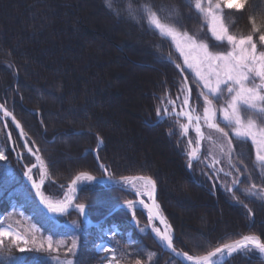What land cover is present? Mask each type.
Instances as JSON below:
<instances>
[{"label":"trees","instance_id":"1","mask_svg":"<svg viewBox=\"0 0 264 264\" xmlns=\"http://www.w3.org/2000/svg\"><path fill=\"white\" fill-rule=\"evenodd\" d=\"M126 3L118 0L120 6ZM182 12L185 30L209 36L201 16L186 6ZM250 16L257 23L264 22V0H249L243 13H231L228 19L234 24L230 30L246 34L251 27ZM101 21L109 24L104 32L111 41L108 45L97 41V32L88 27L102 29L105 26ZM116 40L120 42L116 48L136 58L132 67L142 72L132 73L123 57H111ZM130 47H139L141 53ZM169 53L175 61L178 54L173 46L151 31L146 20L119 18L106 7L105 0H0V102L7 101L27 132L29 143L35 141L33 147L41 149L49 164L50 178L43 189L46 195L61 198V185L67 186L81 171L98 179L102 176L92 154L99 146V137L103 141L99 156L117 179L143 175L156 181V202L171 226L178 251L203 255L241 234L254 232L264 237V201L237 192L253 210L254 215L249 216L243 204L234 201L219 182L213 188V181L201 174L202 165H194L191 170L187 167L185 140L178 134L175 118L158 122L159 97L167 93L175 99L177 94V70L166 59ZM151 63L155 65L153 71L147 69ZM197 110L202 111L199 107ZM7 124L14 150L7 141V159L0 161V214L7 215L12 207L23 205L21 210L32 215L31 222L41 228L42 235L49 234L51 225L46 221H55L54 240H70L72 232L64 224L76 221L77 249L70 258L79 264L101 263L104 255L96 251L94 243L100 240L102 228L112 227L122 234L116 237L121 245L128 238L134 241L129 250H140L145 256L155 252L152 264H181L162 249L148 229L144 234L137 230L132 215L118 208L134 197L110 184L93 182L78 192L77 202L86 204L87 218L97 226L84 223L76 212L46 216L34 198H26L29 188L23 181L18 153L24 155V163H34V159L21 147L10 120ZM194 135L190 130L189 136ZM5 144L0 116V148ZM233 148L243 154L252 169L251 145L234 139ZM221 166L228 170L226 163ZM5 168L11 172L5 173ZM33 175L38 178L36 169ZM225 179L230 181L231 177ZM252 182L264 183L258 170L253 172ZM245 187L247 181L240 185ZM135 220L138 225H147L140 210H135ZM11 254L18 258V264H54L47 253L34 249H13ZM223 264H264V259L253 250L234 254Z\"/></svg>","mask_w":264,"mask_h":264},{"label":"snow or ice","instance_id":"2","mask_svg":"<svg viewBox=\"0 0 264 264\" xmlns=\"http://www.w3.org/2000/svg\"><path fill=\"white\" fill-rule=\"evenodd\" d=\"M248 3L249 0H176V3L171 0L167 3L127 0L125 5L120 6L118 0H105L106 7L117 17L135 22L146 20L151 31L174 45L179 55L174 61L169 53L166 59L177 70L178 80L174 85L177 87V94L175 99L167 93L159 97L161 103L156 109L158 122L175 118L178 134L185 140L187 167L191 170L194 165H202L201 174L213 181V188L219 182L224 191L234 201L243 204L249 216H253V210L236 193L241 192L246 198L257 197L264 201V183L258 185L252 182L253 172L257 170L260 179L264 181V22L257 23L256 18L250 16L251 27L245 34L230 30L234 21L228 19L231 13H243ZM185 6L204 18L210 36L205 34L200 37L185 30L182 23V8ZM225 10L231 12L226 13ZM198 107L202 111H198ZM0 115L4 118L5 129L8 128L7 121L11 120L24 141L21 147L35 158V163H24V155L18 153L25 169L23 175L31 185L26 198L38 199L52 216L70 215L74 210L87 222L86 204L77 202L78 192H83L93 182L102 183L106 179L108 183L119 185L121 191H130L138 198L126 199L122 205L131 210L133 218L138 205L148 209L149 224L140 228V232H145L151 226L152 232L172 253L191 264H219L217 258L253 250L264 255V237L254 232L241 234L239 238L222 243L203 255H189L188 252L178 251L174 246L171 226L167 224L155 199L156 181L151 176L143 175L122 176L117 179L110 171V165L101 160L99 146L96 150V159L102 170L99 179L89 172L81 171L67 186L61 185L64 189L61 198L46 195L43 189L46 180L50 178V172L41 149L33 147L35 141L29 143L27 132L14 112L7 107V101L0 102ZM190 130L195 133L192 137L189 136ZM5 135L6 144L5 148H0V161L7 159V141L12 140L10 131ZM234 139L250 140L255 147L252 169H249L243 154L237 153L233 148ZM98 140L102 145V139L98 137ZM205 142L208 147H205ZM225 163L227 171L221 166ZM33 169H37L38 178L34 177ZM3 171L6 173L7 169ZM227 177H231V180H226ZM245 181L248 182V187L240 188ZM144 197L151 201L150 206ZM157 218L165 225L163 231L152 225L153 219ZM32 219V215H25V211L17 207H13L7 215L0 214V257L5 258L0 259V264H5V261L6 264H18V258L11 254L13 249L19 252L33 249L45 252L54 264H79L78 260L70 258L76 255V238L54 240L53 237L57 234L56 223L51 219L46 221L51 225L47 229L48 235H42L41 228L35 223L27 228L22 226V221ZM71 228L73 231L78 229L76 221L71 222ZM117 236L122 234L115 227L107 231L101 229V243L95 246L97 252L106 254L101 264H152L155 252L145 256L140 250H129L134 241L129 239L121 245L116 240Z\"/></svg>","mask_w":264,"mask_h":264},{"label":"rangeland","instance_id":"3","mask_svg":"<svg viewBox=\"0 0 264 264\" xmlns=\"http://www.w3.org/2000/svg\"><path fill=\"white\" fill-rule=\"evenodd\" d=\"M203 18V17H202ZM203 20H204V18H203ZM102 22V21H101ZM204 22H205V25H206V21L204 20ZM101 25H103V22L101 23ZM103 26H105L104 28L102 27V29H100V28H95V27H91V26H88L89 27V29L91 30V31H96L97 32V41H99V42H104L106 45H108V44H110V40H108L106 37H105V30H108V26H109V24L108 25H103ZM107 27V28H106ZM206 28H207V26H206ZM93 29V30H92ZM208 32V31H207ZM208 35L210 36L211 34H210V32H208ZM104 37L107 39V41L104 39ZM108 42V43H106V42ZM169 41V40H168ZM170 42V41H169ZM98 43V42H97ZM112 43H114V48L116 49L115 51H114V53H113V51L111 52V57H113L114 56V54H116L117 56H115L116 58L117 57H119V58H121V57H123L124 59H125V61L127 62V67L129 68V70H131L132 71V73H138L140 70H139V67L137 68V67H132L133 65H135L136 64V58H134L133 56H131L126 50H122L121 48L118 50L116 47H117V45L119 46V44H120V42H119V40L117 41H115V42H112ZM133 43H135V42H133ZM137 44V42L134 44V45H136ZM173 46V48H174V45H172ZM113 48V49H114ZM112 50V49H111ZM174 50H175V48H174ZM116 51H117V53H116ZM177 54L179 55V53L177 52ZM133 62V63H132ZM135 63V64H134ZM138 64V63H137ZM129 65H131V66H129ZM120 66V65H119ZM140 72H142V71H140ZM218 119H219V114H218V117H217ZM3 123H5V121H2ZM4 129V128H3ZM5 132V131H4ZM244 142H247V143H249L250 145H251V147H252V149H253V151H254V161H255V147L252 145V143H251V141L250 140H248V141H244ZM8 143H9V141H8ZM205 144L207 145V147H208V144H207V142H205ZM9 146H10V144H9ZM11 148V147H10ZM7 169V173H10L11 172V170L10 169H8V168H6ZM36 171H37V169H36ZM24 172V171H23ZM143 199H146V197H144ZM16 207V206H15ZM17 208H20V207H17ZM12 209H13V207L10 209V211L9 212H11L12 211ZM129 213L131 212V210H129V209H127V208H125ZM20 210H21V208H20ZM141 210H142V213L144 214V216L146 217V214L144 213L145 211H143L144 209L141 207ZM78 214V213H77ZM132 217H133V215H132ZM16 219H19V217H16ZM147 219V218H146ZM132 221H133V225L135 226V227H137V230L140 232V228H142L143 226H141V225H138L137 224V222H136V220H135V218H133L132 219ZM72 222V221H71ZM71 222H68V223H66V224H64V226L66 227V228H68V229H70V231L72 232V235H71V238H76V235H75V232L78 230H76V231H73V229L71 228ZM22 223V226L24 227V228H27V227H29L31 224H33L32 222H31V220L30 221H22L21 222ZM147 225H148V221H147ZM108 230V229H107ZM107 230H105V231H107ZM141 234H144V232H140ZM105 240H107V237H105ZM128 240H129V238H128ZM155 240V239H154ZM156 241V240H155ZM157 241L159 242L160 240H159V238L157 237ZM156 241V242H157ZM157 242V243H158ZM99 243H101V240H98V241H96V243H94V247L96 246V245H98ZM95 249H96V247H95ZM99 253V252H98ZM99 254H102V255H106V254H104V253H99ZM101 264V263H100Z\"/></svg>","mask_w":264,"mask_h":264},{"label":"water","instance_id":"4","mask_svg":"<svg viewBox=\"0 0 264 264\" xmlns=\"http://www.w3.org/2000/svg\"><path fill=\"white\" fill-rule=\"evenodd\" d=\"M1 116V119H2V121H4V118L2 117V115H0ZM10 120V119H9ZM11 121V120H10ZM13 126H14V128H15V125L13 124ZM3 128H4V123H3ZM15 130H16V132H17V134H18V136H19V130L18 129H16L15 128ZM4 131H5V133L6 132H8L9 130H8V128L7 129H5L4 128ZM19 139H20V141H21V144H23V139L22 138H20V136H19ZM9 144H10V147H11V149H13V143H12V140L11 141H9ZM102 145L101 144H99V148L101 147ZM25 150V152L27 153V150L26 149H24ZM97 148L92 152V154H93V156H94V158L96 159V156H97ZM28 154V153H27ZM32 157V156H31ZM33 159H34V163H35V158L34 157H32ZM97 160V159H96ZM19 162H20V160H19ZM21 163V162H20ZM99 164V163H98ZM21 165H22V167H23V164L21 163ZM23 170H25L24 169V167H23ZM33 170H35V169H33ZM24 173V172H23ZM23 181H24V183L26 184V186L30 189V187H31V185H30V182L27 180V178L23 175ZM109 184H111V183H109ZM112 186H114V187H117V188H120L119 187V185H114V184H111ZM129 194H131L135 199L134 200H137L138 198L137 197H135L134 196V194L132 193V192H130V191H127ZM33 196H34V193H33ZM155 199H156V193H155ZM36 200V202H37V204H38V206H39V208L42 210V212L46 215V216H48V217H50V218H54V217H60V216H52L50 213H48L47 211H46V209H44V207L39 203V200L38 199H35ZM145 200V202L147 203V204H149V206L151 205V201H149L148 199H147V197H146V199H144ZM123 204H121L118 208H126V207H123L122 206ZM138 206H141L143 209H144V211H146L147 213H148V209L147 208H144L142 205H138ZM72 211H74V210H72ZM74 212H76V211H74ZM80 218H81V220L82 221H84V223H86V224H88V225H92V226H97L98 224H94V223H91L88 219H87V222H85V220H84V217H81L80 216ZM155 221H156V223L159 225V227L161 228V230L163 231L164 230V228H165V225L164 224H162L161 223V221L157 218V219H154ZM168 224V223H167ZM171 232H172V230H171ZM172 235H173V232H172ZM163 248V250L164 251H166L168 254H170L172 257H174L178 262H180L181 264H191V262H189V261H187V260H185L184 258H182V257H177L174 253H172L171 252V250L170 249H168L166 246L165 247H162ZM234 255V254H233ZM232 255V256H233ZM231 256V257H232ZM261 256L263 257L264 255H262L261 254ZM231 257H228V256H225L224 258H217L218 259V261H219V264H223V263H225L227 260H229Z\"/></svg>","mask_w":264,"mask_h":264},{"label":"bare ground","instance_id":"5","mask_svg":"<svg viewBox=\"0 0 264 264\" xmlns=\"http://www.w3.org/2000/svg\"><path fill=\"white\" fill-rule=\"evenodd\" d=\"M130 49L132 50V51H135L136 53H141L140 51H141V49L139 48V47H130ZM140 50V51H139ZM144 57H146V55H144ZM148 67H147V69L149 68V70H151V71H153L154 69H153V66H155L154 64H149V65H147ZM152 66V67H151ZM144 69V68H143ZM141 210V206H137V208L135 209V210ZM144 211V210H143ZM145 214H146V218H147V221H148V213L145 211L144 212ZM130 214H132V212H130ZM148 224H149V221H148ZM152 225H154V226H156V227H158V228H160L159 227V225L156 223V221L153 219V221H152ZM147 229L150 231V233H151V235H152V237H153V239H155L156 241H157V236L155 235V233L154 232H152V230H151V226H149V227H147ZM161 229V228H160ZM158 242V241H157ZM159 244H160V246L161 247H165V244L163 243V242H161V241H159L158 242ZM163 249V248H162ZM263 259H264V256L262 257Z\"/></svg>","mask_w":264,"mask_h":264}]
</instances>
